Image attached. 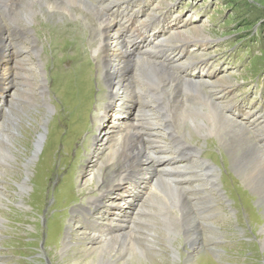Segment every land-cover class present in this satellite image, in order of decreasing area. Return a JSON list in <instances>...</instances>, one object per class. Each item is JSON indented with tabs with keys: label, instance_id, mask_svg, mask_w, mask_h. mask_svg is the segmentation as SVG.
Wrapping results in <instances>:
<instances>
[{
	"label": "rangeland",
	"instance_id": "1",
	"mask_svg": "<svg viewBox=\"0 0 264 264\" xmlns=\"http://www.w3.org/2000/svg\"><path fill=\"white\" fill-rule=\"evenodd\" d=\"M91 1L105 8V11L111 5L107 13L112 18L120 17L122 21H126L125 23L132 20L133 26H138L141 22L147 24L158 18L157 26L154 29L150 27L146 31L147 38H152L154 41L160 40L165 35H171L176 30L187 32L195 27L201 28L207 37L206 40H202L196 46L194 42H189L179 52L182 54L180 58L183 62L190 59L200 62L199 66L190 67L189 71L183 72L184 76L208 82L229 76L230 79L226 81L228 83L223 85L227 89L213 94L212 98L218 102L220 97L223 98L225 113L241 122L248 133L251 131V134H256L264 131V0ZM25 2L19 0L18 8L25 7ZM46 2L54 5L48 6ZM34 7L39 10L34 17L35 21L28 26L23 24L30 29L31 34H34L33 28L38 20L52 24L62 23L63 12L58 7L72 11L76 15L74 21L82 20L84 14L94 19V15L88 9L80 5L67 4L65 0H35ZM4 9L7 10V6ZM64 14L67 17V14ZM51 18L52 20L49 21ZM10 25L11 22L4 16L5 28L9 30ZM38 42L39 50L42 52L45 45L42 40ZM168 62L176 64L178 59H169ZM61 63L64 64L63 61ZM33 70L38 72L36 68ZM96 75L99 76L98 71ZM46 84L45 92H37L32 100L26 99V96L24 99L17 98L15 87H10L4 96L0 95V105L3 104L0 113V146L11 152L10 158L5 151H0V192L3 193V196L0 195V264H84L85 262L88 264L94 256V253L89 252V246L92 244H86L87 240H82V236L85 237L86 234L85 222L79 223L78 216L73 210L80 205H88V198L96 195V186L101 183L95 175L98 169L106 171L102 174L104 178L109 177L111 172L107 167L111 169L112 162L117 156L112 154L114 149L104 144L100 138L104 130L110 128L115 119L121 116L118 113L106 115L102 112L97 122L93 118L89 119V127L76 139L72 131L70 133L68 130L69 127L64 126L67 120L60 116L63 108L58 105L57 96L51 92L48 80ZM104 84L103 78L100 79L99 84L94 83L96 97L99 93L98 89L104 87ZM87 85L80 87L81 94L78 96L86 107L90 102ZM218 90L221 89L218 87ZM186 95L189 103L198 105L199 109L205 112L208 111L206 102L201 101V97L193 93ZM163 102L170 130L179 132L186 144L199 151L197 155L189 151V158L175 161L173 165L177 166L176 168H189L198 166L200 159L207 161L217 171L225 205L218 202L221 204L220 213L217 212L213 217L207 218L209 213L202 214L199 209L198 205L201 203L194 204L193 209L202 236L210 235L208 245L195 259L198 248L196 245L191 247V242L181 231L180 212L169 204H153L146 201L147 191H151L149 184L137 201H133L131 208L134 217L143 204H146L145 208L151 211L149 212L151 214H143L139 217V222L135 223V229L131 233V239L134 240H130V243L137 242L139 247H143L142 251L135 250L130 243L127 244V241L117 243L130 249V257L125 258H129L128 264H133L132 262L137 259L142 260L144 254L149 256L151 264H181V259L184 257H187V260H182L183 264H264V235L260 232L264 227V198L260 199L248 189L235 172L226 155L225 144L213 134L209 135L208 128L199 127L201 121L206 122L205 115L199 114L197 121L183 123L184 121L175 119L172 104ZM75 105L71 115L74 113V121L77 120L79 124V117L86 120L88 110L79 109L76 112ZM141 111L140 104L135 103L131 109L125 110L127 116L124 118L139 117ZM177 126H180L184 132ZM197 127L203 134H197ZM40 135L41 141L37 147L36 141L40 139ZM209 139L216 141L215 152L223 153L224 157L213 160L206 156ZM57 158L68 161L62 163L65 170L61 169L59 161L56 163ZM223 172L230 176V183L222 177ZM63 179H65L64 184ZM192 183L195 184L197 181L194 180ZM115 190L116 202L122 198L129 199L131 195L127 193L121 196L120 190ZM238 194L243 196L242 201L239 200ZM107 206L108 208L93 207V213L98 215L102 210L110 211L116 207L111 204ZM166 209L170 210L173 216L169 219L172 222L169 231L165 227L166 223L163 220L165 217L159 215ZM150 223L155 227H151ZM147 224L150 226H146ZM70 226H74L71 231L68 229ZM142 227L152 235L155 234V238L150 235L155 239L154 242L149 239V234L145 233ZM48 229L51 231V238L47 235ZM129 234L130 231L127 232V236ZM68 239L73 244L64 247L63 242H67ZM177 241L180 243L174 247ZM224 243L230 244L236 250L232 253L225 252L222 256L212 252H216L220 246V249L224 248ZM170 245L177 252L172 251ZM107 246L116 248L111 242ZM188 253L193 257L188 256ZM117 263L124 264L123 261Z\"/></svg>",
	"mask_w": 264,
	"mask_h": 264
},
{
	"label": "bare ground",
	"instance_id": "2",
	"mask_svg": "<svg viewBox=\"0 0 264 264\" xmlns=\"http://www.w3.org/2000/svg\"><path fill=\"white\" fill-rule=\"evenodd\" d=\"M18 1L0 0V95L4 96L10 87H15L17 98L24 99L26 96V99L32 100L37 92H45L48 80L51 92L57 96L58 105L63 108L60 116L67 120L64 126L69 127L68 130L70 133L72 131L76 139L89 127V119L93 118L97 122L102 112L106 115L118 113L121 116L115 119L110 128L104 130L100 138L104 144L114 149L112 154L117 156L112 162L111 169L107 167L111 172L109 177L104 178L102 174L106 171L98 169L95 175L101 183L96 186V195L88 198V205H80L73 210L78 216V222H85L86 238L82 236V240H87L86 244H92L89 246V252L94 253V256L92 255L88 264H118V261L129 263L127 262L129 258H125L130 257V249L117 243L127 241L128 244L130 240H134L131 239V233L135 229V223L139 222L141 215L151 214L149 208H145L146 204L140 207L135 217L131 214L133 201H137L149 184L151 191H147L146 201L153 204H169L180 212L181 231L191 242L190 246L196 245L198 248L195 259L209 243L210 235L202 236L193 208L195 203H201L198 205L199 209L202 214L209 213L207 218L213 217L217 212L220 213L221 204L225 205V201L217 171L203 159L198 160L196 167H178V169L173 165L175 161L189 158V151L195 155L199 151L186 144L179 132L170 130L163 101L172 104L177 121H184L183 123L197 121L199 114L205 115L206 122L201 121L199 127L208 128L209 135L213 134L225 144L226 155L235 172L248 189L260 199L264 198V131L256 134H251V131L248 133L241 122L225 113L223 98L220 97L219 102L212 98L213 94L227 89L223 85L228 83L226 81L230 77L208 82L184 76L183 72L189 71L190 67L199 66L200 62L193 59L183 62L180 58L182 54L179 52L189 42H194L196 46L202 40H206L207 37L201 28L195 27L187 32L176 30L171 35H165L155 41V46L151 48L147 45L152 40L144 34V29L149 27L147 24L142 27L123 24L112 18L107 13V8L105 11V8L91 0H65L67 4L80 5L88 9L94 15V19L84 14L82 20L74 21L76 15L72 11L58 7L63 12L64 21L52 24L38 20L33 28L34 34H31L30 29L23 24L28 26L35 21L34 17L39 10L34 7L35 0H25V7L21 4V8L17 6ZM45 4L54 5L47 2ZM6 6L7 10L4 9ZM4 16L11 22L9 30L4 26ZM51 20L52 18L49 21ZM39 40L45 45L42 52L39 50ZM143 46L146 47L142 48ZM169 59H178V63L172 64L168 62ZM33 68L38 72L36 73ZM97 71L99 76L96 75ZM101 78L105 84L98 89L99 93L96 97L94 83L99 84ZM85 84H88L87 93L90 96L87 107L78 98L81 94L80 87ZM218 87L221 90H218ZM186 93L201 97V101L206 102L208 111L205 112L199 109L198 105L189 103ZM135 103L140 104L142 114L134 119L124 118L127 116L125 110L131 109ZM2 105L1 103L0 113L3 110ZM74 105L77 107L76 112L79 109L88 110L86 120L79 117V124L77 120L74 121V113L71 115ZM47 107L49 108V105ZM93 110L97 111L93 112ZM177 127L183 131L180 126ZM199 127L196 130L200 135L203 133ZM183 135L186 136L185 133ZM40 141L41 135L36 141L37 147ZM216 145L214 139L208 140L206 156L213 160L224 157L222 152V154L215 152ZM0 151H5L11 158L9 150L0 146ZM57 161L60 162L61 169L65 170L62 163L68 161L58 158L56 163ZM223 167L226 169L225 164ZM222 177L227 183L231 182L227 173L223 172ZM194 180L197 183L193 184ZM62 182L64 184L65 179ZM115 189L120 190L121 196L131 194L129 199L114 201ZM0 195L3 196V193L0 192ZM238 196L242 201L243 196L241 194ZM107 204L116 207L109 209L110 211L102 210L98 215L93 213V207L108 208ZM167 210L159 215L165 217L163 220L166 223V230L169 231L172 227L169 219L173 216L170 210ZM151 227L155 226L151 225ZM72 228L74 226L68 227L70 231ZM142 229L154 242L155 234L152 235L143 227ZM128 231L130 234L127 236ZM260 232L264 235V227ZM47 235L50 236L49 238L52 236L49 229ZM137 238L142 239V237ZM146 238L148 239L147 234ZM110 242L116 248L119 245V248L107 246ZM71 243L73 244L68 239L63 245L65 247ZM136 243L135 241L130 243L132 248L142 251L143 247H139ZM179 243L177 241L174 247ZM224 245V248L220 249L219 245V249L212 252L222 256L225 252L232 253L236 250L230 244L224 243ZM170 246L172 251L177 252L172 245ZM188 256L193 257L190 253ZM186 258L181 259V264H183L182 260H187ZM132 263L151 264V260L144 254L142 260L137 259Z\"/></svg>",
	"mask_w": 264,
	"mask_h": 264
}]
</instances>
